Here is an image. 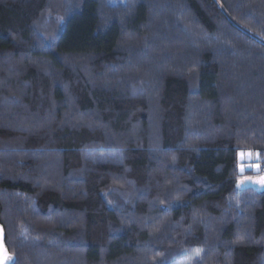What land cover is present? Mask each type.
Returning <instances> with one entry per match:
<instances>
[{"label":"trees","instance_id":"1","mask_svg":"<svg viewBox=\"0 0 264 264\" xmlns=\"http://www.w3.org/2000/svg\"><path fill=\"white\" fill-rule=\"evenodd\" d=\"M238 151L264 153V0H0L11 264H264Z\"/></svg>","mask_w":264,"mask_h":264},{"label":"rangeland","instance_id":"2","mask_svg":"<svg viewBox=\"0 0 264 264\" xmlns=\"http://www.w3.org/2000/svg\"><path fill=\"white\" fill-rule=\"evenodd\" d=\"M123 2L124 0H109V4L111 5H120L123 4ZM241 173H243V171H241ZM262 180H264V172L256 175L241 176L237 182V188L239 190L252 188L258 192H264V182H261ZM12 260V257L6 252L4 248L2 241V231L0 229V264H11Z\"/></svg>","mask_w":264,"mask_h":264},{"label":"crops","instance_id":"3","mask_svg":"<svg viewBox=\"0 0 264 264\" xmlns=\"http://www.w3.org/2000/svg\"><path fill=\"white\" fill-rule=\"evenodd\" d=\"M247 152H249V151H247ZM253 155H252V157H251V159H249V158H247V157H245V159H244V164H243V169L246 171V172H249V173H251L252 175H256V174H258V172H257V164H256V158H257V156L255 155V153H253V152H251ZM237 158H238V156H237ZM241 162H239L238 161V164H240ZM239 166V165H238ZM240 167V166H239ZM238 167V168H239ZM245 172V173H246ZM242 176H247V175H242Z\"/></svg>","mask_w":264,"mask_h":264},{"label":"built area","instance_id":"4","mask_svg":"<svg viewBox=\"0 0 264 264\" xmlns=\"http://www.w3.org/2000/svg\"><path fill=\"white\" fill-rule=\"evenodd\" d=\"M255 153V155L257 156L256 158V164H257V172L259 173L260 172V169L262 166H264V153L261 154L259 152H253ZM258 154V155H257ZM244 164V162H242ZM239 167V166H238ZM238 172L240 174H244L246 171L243 169V173H241V169L240 167L238 168Z\"/></svg>","mask_w":264,"mask_h":264},{"label":"snow or ice","instance_id":"5","mask_svg":"<svg viewBox=\"0 0 264 264\" xmlns=\"http://www.w3.org/2000/svg\"><path fill=\"white\" fill-rule=\"evenodd\" d=\"M252 155L253 154L251 152L238 151L237 156H238V161L241 162L239 164L241 171H243L244 166L242 162L244 161L245 157L251 159ZM261 182H264V180H262Z\"/></svg>","mask_w":264,"mask_h":264}]
</instances>
